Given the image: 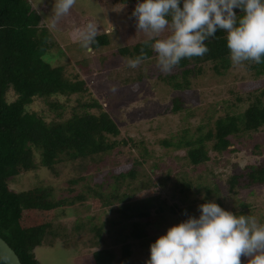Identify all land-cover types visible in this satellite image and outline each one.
<instances>
[{"label": "trees", "instance_id": "1", "mask_svg": "<svg viewBox=\"0 0 264 264\" xmlns=\"http://www.w3.org/2000/svg\"><path fill=\"white\" fill-rule=\"evenodd\" d=\"M117 1L127 7L133 6L131 14L136 4L142 2ZM182 5L183 0L181 7ZM235 11L237 15H242L239 8ZM41 21L42 16L34 9L30 0H0V235L17 252L22 264H42L35 249L43 244L54 243L55 238L60 236V231H55L53 227L58 211L67 206H76L78 202L84 204L91 201L96 210L118 211L122 217L130 219L131 229L129 232L124 228L116 230L111 245L122 242L121 255H118L110 245H103L104 226L95 225L92 228L95 237L91 239V245L99 246V249L86 255L88 263L129 262L137 240L142 246L154 242L146 227L151 216L150 207L154 203L159 205L158 210L166 212L167 209L170 216L175 215V211L181 212L183 208L187 210L192 206L184 207L177 202L171 205L162 196L161 186L154 183L152 175L141 171L143 163L132 154L135 146L140 147L141 144L132 137L117 139L121 134L119 124L97 102H88L82 105L85 109L62 118L64 105L60 97L90 92V85L80 76L74 79L68 77L64 66H54L46 59L55 43L50 31L41 25ZM96 40L97 43L90 45L93 51H100L112 41L106 32L99 33ZM143 42L144 40L134 46L121 47L119 53L135 58L140 54L141 48L145 47ZM205 43L209 48L208 53L203 57L184 58L175 67L182 68L183 82L175 81L172 83L174 87H187L191 76L204 73L206 64H210L212 70L219 75L232 68L226 33L218 30L216 36ZM145 52L148 59L157 55L147 47ZM125 65L130 68L127 62ZM244 66L255 77L245 85L249 98L245 108L240 112H228L218 117L215 128L197 139L180 141L189 146L187 156L195 167L210 159L208 141H211L217 152L224 153L231 150L230 147L240 135H251L264 127V63L246 61ZM168 76L172 80L176 78ZM141 81L143 79L140 78L137 89ZM52 98L57 100H51ZM38 99H45L58 117L49 120L33 108ZM238 100L243 98L238 97ZM174 101V111L180 110L184 105V98L177 97ZM90 105L99 106L102 110L99 113L90 112ZM185 131L188 132V129ZM129 143L132 147L128 151L119 149ZM167 143L170 144L169 141ZM116 149H119V154L128 155L125 162L112 156ZM69 162L79 174L70 180V191L77 192L71 199L58 197L57 188L53 186L17 191L10 185L12 178L35 170L40 165L58 174L62 166ZM138 178L141 179L140 187H128ZM228 183L232 192L264 184V164L246 166L233 174ZM75 184H81V187L74 186ZM179 186V192L186 195L188 189L183 187L189 188L191 183L184 181ZM207 190L203 203L214 200L224 208L219 191L214 189L216 192H213L211 187ZM193 194L188 193L187 198L195 199ZM195 212L194 215L199 217L198 211ZM236 215L248 213L241 210ZM0 264H6L1 257Z\"/></svg>", "mask_w": 264, "mask_h": 264}, {"label": "rangeland", "instance_id": "2", "mask_svg": "<svg viewBox=\"0 0 264 264\" xmlns=\"http://www.w3.org/2000/svg\"><path fill=\"white\" fill-rule=\"evenodd\" d=\"M30 2L42 16L41 25L50 31L55 43L46 59L54 66H64L68 77L74 79L80 76L90 85V92L60 97L64 105L62 118L85 109L82 105L88 102H97L119 124L121 134L117 139L132 137L141 144L140 147L135 146L132 154L143 163L141 171L152 175L154 183L161 186L162 196L171 205L177 202L184 207H193L187 210L183 208L181 212L175 211V215L170 216L167 209L166 212L158 210L159 205L154 203L150 207L151 216L146 226L149 237L154 242L160 235L166 234L169 227L189 216H195V211L200 215L198 206L203 204L207 188L210 187L213 192H216L214 189L219 191L224 209L235 214L245 210L248 215L264 224V184L232 192L228 183L233 174L246 166L264 164V127L251 135H240L230 147L231 150L224 153L217 152L211 141H208L210 159L196 167L188 159L189 146L180 142L197 139L215 128L218 117L228 112L234 114L245 108L249 103L245 85L255 77L245 68L244 62L233 65L220 75L212 70L210 64H206L204 73L191 76L187 87L176 88L172 83L183 82L182 68H174L171 74L162 73L157 67V55L144 60L137 68H126V62L133 58L129 54H120L119 49L134 46L146 39L143 32H137L136 21L130 12L133 6L127 7L117 0H76L69 13L54 22L52 12L55 0ZM90 21L98 26L99 33H108L112 40L109 46L100 51H93L90 46H81L80 31ZM168 34L166 29L162 36ZM168 75L176 76L175 80ZM140 78L143 81L137 89ZM113 86L117 91H112ZM177 97L184 98V105L180 110L174 111V100ZM238 97L243 100H238ZM33 108L49 120L58 117L45 99L36 100ZM102 109L99 106H88L90 112L99 113ZM187 129L188 132L185 131ZM130 147L131 143L119 149L128 151ZM119 149L112 156L125 162L128 155L119 154ZM36 159L39 162V155ZM74 176L79 174L73 169L71 162L63 165L58 174L40 165L35 170L12 178L10 185L17 191L53 186L57 188L58 197L71 199L77 193H72L69 188ZM184 181L191 183L189 188L183 187L188 189L186 195L179 192V184ZM140 185L141 179L138 178L128 187ZM74 186L81 187V184ZM192 192L195 199L187 198L188 193ZM90 204L91 201L84 204L78 202L76 206H67L58 211L53 227L55 231H60V236L55 238L54 243L43 244L35 249L42 264H89L86 255L99 249V246L91 245V239L95 237V232L92 231L95 225L104 226L103 245H110L121 255L122 242H114L112 245L111 242L114 241L116 230L124 228L129 232L130 219L122 217L118 211L96 210ZM78 226L81 228L78 229ZM135 244L130 261L123 264H146L150 258V245L142 246L138 240ZM241 261L242 264H247L246 257L242 256Z\"/></svg>", "mask_w": 264, "mask_h": 264}, {"label": "clouds", "instance_id": "3", "mask_svg": "<svg viewBox=\"0 0 264 264\" xmlns=\"http://www.w3.org/2000/svg\"><path fill=\"white\" fill-rule=\"evenodd\" d=\"M76 0H55L54 22L67 15ZM239 8L242 15H237ZM137 32L146 36L144 46L157 54V67L171 74L184 58L203 57L206 40L217 31L226 33L233 65L264 63V0H142L132 12ZM167 36H162L165 30ZM98 26L88 22L80 31L81 46L97 43ZM145 47L127 61L137 68L148 59ZM112 91L117 89L113 86ZM199 217L168 228L150 245L146 264H264V224L254 216L236 215L218 203L198 206Z\"/></svg>", "mask_w": 264, "mask_h": 264}, {"label": "water", "instance_id": "4", "mask_svg": "<svg viewBox=\"0 0 264 264\" xmlns=\"http://www.w3.org/2000/svg\"><path fill=\"white\" fill-rule=\"evenodd\" d=\"M0 257L6 264H22L17 252L11 245L0 235Z\"/></svg>", "mask_w": 264, "mask_h": 264}]
</instances>
